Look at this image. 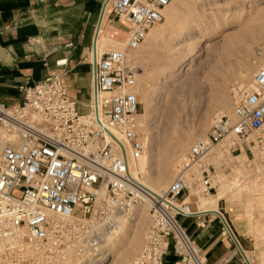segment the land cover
Listing matches in <instances>:
<instances>
[{
    "label": "built area",
    "instance_id": "1",
    "mask_svg": "<svg viewBox=\"0 0 264 264\" xmlns=\"http://www.w3.org/2000/svg\"><path fill=\"white\" fill-rule=\"evenodd\" d=\"M171 1H104V7L110 6L114 17L127 26L128 36L122 48L104 51L92 63L85 113L79 112L58 72L21 86L20 104L0 102V260L4 264H21L38 249L50 253L59 248V223L69 217L88 233L77 250L103 253V237L116 234L122 220L136 222L144 206L148 207L144 245L131 264H164L171 244L184 264H207L180 222L194 214L188 202V175L227 138L241 142L231 152L264 148V63L248 87L233 90L231 112L217 116L207 133L191 144L170 184L159 192L144 186L128 166V159H138L147 147L138 132V68L132 53L164 20ZM65 63L60 60L57 65ZM252 136L255 139H249ZM200 173L203 192L209 193L215 189L209 172ZM184 191L188 196L182 199ZM105 254L108 257V251Z\"/></svg>",
    "mask_w": 264,
    "mask_h": 264
},
{
    "label": "rangeland",
    "instance_id": "2",
    "mask_svg": "<svg viewBox=\"0 0 264 264\" xmlns=\"http://www.w3.org/2000/svg\"><path fill=\"white\" fill-rule=\"evenodd\" d=\"M104 1L86 0L88 8L93 11L90 22L95 39L102 24ZM107 9L103 25L105 34L115 35L120 29L124 31L125 37L128 36L127 26L114 17L110 6H107ZM173 9L176 15L157 43L144 44L141 49L132 53L133 63L135 61L134 65L138 68V88L135 91L138 89L139 92L147 93L146 99L139 100L140 114L145 115L148 135L140 129L139 134L144 140L148 139V147L152 149V153L148 154L149 161L147 154L145 157L151 174L164 167L176 138L182 139L185 135L192 137L184 153L186 154L191 144L207 133L222 110L220 105L214 103L216 91L223 89L226 91L230 99L227 113H230L232 92L239 87L241 73L251 67L256 68L253 81L257 69L264 63V0H184L179 5L173 4ZM76 14L75 10L73 16ZM256 17H260L261 20L253 22L251 27L257 28L262 25L263 30L258 36H250L244 29H247V25ZM166 20L165 16L158 26L164 24ZM226 36L238 39L242 50L239 52L232 49L226 56ZM95 39L85 56L91 66L101 52L109 50L108 43L97 50L94 47ZM207 44L209 45L206 46ZM16 46L14 47L18 55L16 61L30 60L29 51L26 50L24 53L23 45L21 48L20 45ZM25 47L27 49L26 44ZM179 62L183 63L181 67H178ZM48 74L39 80L28 82L40 81ZM25 84L26 81L18 83L17 91L11 94L12 97L7 94V90L0 87V102L16 105L22 100L23 93L20 87ZM78 110L80 113L86 111L83 105H79ZM207 120H210V123L202 129L203 123ZM261 137L264 145V133ZM233 140L236 146L241 145L240 141ZM228 146L227 140H223L210 155L189 172L188 202L191 208L193 206L205 208V205L219 193L229 202H237L238 212L242 213L240 217L242 226L253 240L250 241L251 251L246 253V258L250 264H264V148L252 146L247 151L244 148L242 152L240 150L231 152ZM180 159L174 157L171 161L172 174L166 187L170 184ZM201 169L209 172L212 185L215 187L209 193L203 192ZM139 178L142 179L141 174ZM147 220L148 207L144 206L140 208L139 219L136 222L125 220L120 224L122 226L119 227L117 235L112 236L113 239L108 235L109 239L103 237L102 249L113 255L111 264L133 262L144 245ZM78 224L79 221L75 218L60 220L59 248H52L50 253H47L48 250L40 249L33 251L34 256L31 253V259L21 264H76L86 259V254L90 252L80 253L77 246L83 243L84 236L88 233ZM0 264H4L2 260Z\"/></svg>",
    "mask_w": 264,
    "mask_h": 264
},
{
    "label": "crops",
    "instance_id": "3",
    "mask_svg": "<svg viewBox=\"0 0 264 264\" xmlns=\"http://www.w3.org/2000/svg\"><path fill=\"white\" fill-rule=\"evenodd\" d=\"M92 13L86 0H0V87L11 96L21 81L27 83L58 72L78 106L87 109L92 66L85 56L95 39ZM16 45H23L24 53L29 51L30 60L16 61ZM60 60L66 63L57 65ZM187 196L184 191L181 198ZM236 204L221 197L216 207L193 206V215L180 218L207 264H250L246 253L251 251L253 240L245 233ZM164 264H184L172 244Z\"/></svg>",
    "mask_w": 264,
    "mask_h": 264
},
{
    "label": "bare ground",
    "instance_id": "4",
    "mask_svg": "<svg viewBox=\"0 0 264 264\" xmlns=\"http://www.w3.org/2000/svg\"><path fill=\"white\" fill-rule=\"evenodd\" d=\"M182 2H184V0H172L171 3L165 7L163 13H164V17L166 16V18H167V20L164 23V24H166V26H164V24H162L160 26L156 25V26L152 27L149 30L144 42L141 44V46L137 50L141 49L144 44L154 45V44L157 43V41L159 40L160 36H162V34L164 32H166V30L168 29V26L170 25L172 19L176 15L173 12V10H174L173 9V4L176 3V4L179 5ZM107 10L108 9H107V6H106L103 9V12H102V14H103L102 24L100 26V29H99L98 33H97V37L95 39L96 46H94V47H96L97 50H100V48H102L103 46L107 45V43H108V46H109V50L110 49L111 50L112 49H117V48L120 49V48H122V45H124V43L126 41V37L127 36L126 37L124 36L125 33H124L123 30L119 29L118 32L115 33V35H111V36L105 34V32L103 31L104 30L103 29V23H104V20H105V18L107 16ZM101 18H102V16H101ZM260 20H261L260 17H256L255 19H253L250 22L251 24L249 23L247 25V29H244V30L248 31L250 36H258L259 34H261L264 26H263V28H262V25L258 26L257 28H252L251 25H252L253 22H259ZM214 22H216V21H214ZM201 27H203V26H201ZM184 33H185V31H184ZM212 33H214V32H212ZM238 34L240 35L241 32L240 33L238 32ZM225 42H227L225 44V47H226L225 55L226 56L230 53V51L232 49H236L239 52L242 50V46L238 44L239 40L238 39L234 40L233 36H226L225 37ZM208 45L209 44H207L206 46H208ZM94 51L96 52V50H94ZM106 51H108V49ZM135 51H133V52H135ZM103 52H101V53H103ZM91 54H92V52H91ZM132 59H133V57H132ZM134 63H135V61H134ZM177 64H178V67H181L183 63L179 62ZM255 69L256 68H252L251 67V68L243 71V73H241V75L239 76V82H238L239 88H246V87H248L251 84L252 77L254 75ZM136 88H138V87H136ZM136 94L138 96V99H140V98L141 99H146L147 98V93L145 91L139 92L138 89H137L136 90ZM214 103H215V105H220L222 107V110L219 113V115L227 113V111H228V109L230 107V99H229V97L226 94V91L224 89L223 90H218V91L215 92V94H214ZM209 123H210V120L205 121L203 123V125H202V129H205L208 126ZM138 124H139L138 132H139V129H140V131H142L144 134L148 135L147 134L148 129H147L146 121H145V115H143V114L139 115ZM176 136L177 135H175V138H176ZM251 138L255 139L254 136L250 137L249 139H251ZM145 140L147 141V147H146V150H145L144 154L142 155V157L141 158L139 157L138 159H135V160L128 159V166H129V169H130L129 171H130V174L133 176V178L139 180L144 186L148 187L149 189H151L153 191L159 192V191L164 190V187H166L168 181L170 180V177H171V174H172V168H171V165H170L171 161L174 159V157L175 158H177V157L182 158L185 155L184 153H185L186 149L188 148V146L190 144V141L192 140V137L191 136H187L186 137V135H185L182 139H177L176 138L172 152L167 156L166 162L164 161L165 162L164 167L161 168L160 170H158L156 173H153V174H151L149 172V168H148V161H149V157H150V155H148V154L152 153V149H151V147H148V139L145 138ZM226 140H227V143L229 145L228 149L232 148L235 145V143H236L231 138L230 139L227 138ZM146 154L148 155V161H147V159H145ZM139 174L142 175V179L139 178ZM101 191L103 192V190H101ZM102 192H101V194H102ZM221 197H222V195L220 193L218 195L216 194L213 197V199L211 201H209L205 205V208L216 207L217 200L219 198H221ZM71 218L72 217H69L67 219H71ZM124 221L125 220H122L121 223H123ZM120 226H122V225H120ZM110 238L113 239L112 236ZM104 247H105V245H104ZM108 250L110 251L109 248H108ZM90 254L91 253H89V254L87 253L86 254V259H84L82 261H79L76 264H111L112 261H113V257H112L113 255L110 253L108 255V257H107L106 254H105V251L103 253L96 254V255L95 254H93V255L91 254L90 255Z\"/></svg>",
    "mask_w": 264,
    "mask_h": 264
}]
</instances>
